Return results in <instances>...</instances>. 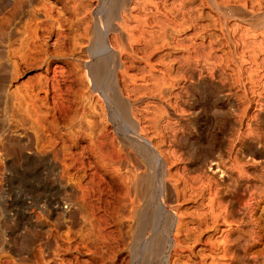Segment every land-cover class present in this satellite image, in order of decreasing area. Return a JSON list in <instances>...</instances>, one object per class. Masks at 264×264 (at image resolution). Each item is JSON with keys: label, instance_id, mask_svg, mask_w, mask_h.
Listing matches in <instances>:
<instances>
[{"label": "rangeland", "instance_id": "obj_1", "mask_svg": "<svg viewBox=\"0 0 264 264\" xmlns=\"http://www.w3.org/2000/svg\"><path fill=\"white\" fill-rule=\"evenodd\" d=\"M0 264H264V0H0Z\"/></svg>", "mask_w": 264, "mask_h": 264}, {"label": "bare ground", "instance_id": "obj_2", "mask_svg": "<svg viewBox=\"0 0 264 264\" xmlns=\"http://www.w3.org/2000/svg\"><path fill=\"white\" fill-rule=\"evenodd\" d=\"M16 7V6H15ZM18 10H14V13H13V15L16 17L17 16V12ZM13 15H12V17H13ZM17 18H19V16L17 17ZM7 19V18H6ZM16 19V18H15ZM13 22V21H12ZM149 148V147H148ZM148 148H147V150H148ZM148 151H150V150H148ZM148 151H147V153H148ZM150 155V154H149ZM152 156H153V154H152ZM157 157L155 156V159H156ZM156 161V160H155ZM156 162H158L157 164H159V161H158V159H157V161ZM130 164V163H129ZM156 164V165H157ZM156 168H158V171H156L155 170V176H156V181H155V183L156 184H154V185H156V188H157V190H155V192H156V194L155 195H158V196H156L157 198H161L162 199V201L163 200H165V201H167V199H169V191L171 190H168V187H167V185H166V183L165 182H163V179H162V177L160 176L161 174L159 173V166H156ZM146 172V171H145ZM164 175V174H163ZM142 177V176H141ZM164 177V176H163ZM145 178H147V177H143L142 178V180L140 181L139 179H141V178H137L138 179V183H136V184H134V185H136V187L137 188H135V190L137 191V193H135V194H137V198H139L140 199V201L141 202H144V203H146L145 201H147L148 200V198L149 197H151V196H153V195H151V194H154V190L151 192L150 191V184L148 183V182H146V180H145ZM140 181V182H139ZM137 184H138V186H137ZM153 185V187L155 188V186ZM135 187V186H134ZM171 193V192H170ZM154 195V196H155ZM171 195V194H170ZM154 199H155V197H153ZM157 198H156V200H157ZM158 200H160V199H158ZM157 200V201H158ZM154 201V200H153ZM157 201H154V203L155 202H157ZM141 204V203H140ZM150 205V204H149ZM148 205V206H149ZM140 206V205H139ZM147 206V205H146ZM148 206H147V208H148ZM162 206V205H161ZM160 206V207H161ZM141 207V206H140ZM143 209V208H142ZM149 209V208H148ZM147 210V209H146ZM177 210V209H176ZM143 211V210H142ZM148 211V210H147ZM131 213H133V216H131V218L134 220V223L132 222V226H133V230L131 229V231H133V233H134V235H136L137 237H144L148 232V223H147V219L149 218H147L146 217V215H142L140 218L138 217V211H137V209L134 211V212H131ZM140 213V212H139ZM167 213V212H166ZM160 214H161V212H160ZM167 215V214H166ZM157 216H158V213H157ZM168 217V216H167ZM155 218V217H154ZM157 219H160V217L159 218H157ZM169 219V218H168ZM131 235V234H130ZM133 235V234H132ZM131 235V236H132ZM136 236H135V238H136ZM148 236V235H147ZM119 237V236H118ZM146 237V236H145ZM153 240V239H152ZM151 240V241H152ZM143 241V240H142ZM144 241H146V240H144ZM144 241H143V244H144ZM149 241V240H148ZM147 242V241H146ZM170 242V241H169ZM147 243H150V242H147ZM152 243V242H151ZM142 245V244H141ZM147 246V245H146ZM156 247V246H155Z\"/></svg>", "mask_w": 264, "mask_h": 264}]
</instances>
